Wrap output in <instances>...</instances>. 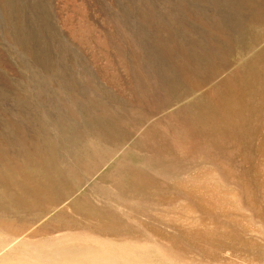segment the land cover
I'll return each instance as SVG.
<instances>
[{"label": "rangeland", "instance_id": "obj_1", "mask_svg": "<svg viewBox=\"0 0 264 264\" xmlns=\"http://www.w3.org/2000/svg\"><path fill=\"white\" fill-rule=\"evenodd\" d=\"M0 264H264V0H0Z\"/></svg>", "mask_w": 264, "mask_h": 264}]
</instances>
